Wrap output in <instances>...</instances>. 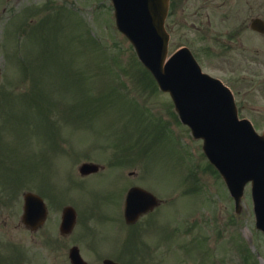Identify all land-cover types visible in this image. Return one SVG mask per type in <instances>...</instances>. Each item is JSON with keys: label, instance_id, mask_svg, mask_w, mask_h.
Segmentation results:
<instances>
[{"label": "rangeland", "instance_id": "rangeland-1", "mask_svg": "<svg viewBox=\"0 0 264 264\" xmlns=\"http://www.w3.org/2000/svg\"><path fill=\"white\" fill-rule=\"evenodd\" d=\"M173 7L169 53L186 47L198 54L193 0H174ZM219 49L202 54V69L233 88L239 114L260 134L264 52L237 50L228 60ZM83 162L103 169L80 177ZM2 165L0 189L15 182L10 196L0 190L5 264H67L72 243L88 264H264L249 187L236 213L202 141L116 30L110 0H0ZM131 186L163 204L141 217L129 241L122 207ZM19 187L43 193L53 209V223L39 234L19 226ZM72 204L79 215L72 238L52 248L43 237L53 228L57 235L61 208Z\"/></svg>", "mask_w": 264, "mask_h": 264}, {"label": "water", "instance_id": "water-1", "mask_svg": "<svg viewBox=\"0 0 264 264\" xmlns=\"http://www.w3.org/2000/svg\"><path fill=\"white\" fill-rule=\"evenodd\" d=\"M112 3L117 29L133 45L160 89L169 93L182 123L190 128L195 139L203 140V151L223 177L236 207L244 186L251 183L256 227L264 232V134L258 135L248 120L238 119L230 91L220 81L203 74L187 48L167 59L169 36L164 21L169 0ZM95 171L94 164H82L79 168L82 175ZM33 199L36 197L32 194L24 196L22 221L29 226L40 214L33 209ZM154 205L156 200L151 194L132 188L127 196L126 221L133 222ZM64 219L63 229L70 230L74 221L71 208L64 210ZM70 257L72 264H85L74 250ZM103 264L117 263L104 260Z\"/></svg>", "mask_w": 264, "mask_h": 264}, {"label": "flooded vegetation", "instance_id": "flooded-vegetation-1", "mask_svg": "<svg viewBox=\"0 0 264 264\" xmlns=\"http://www.w3.org/2000/svg\"><path fill=\"white\" fill-rule=\"evenodd\" d=\"M203 40H206L207 49L210 51L213 48L219 49L218 47H221L219 50H221L224 57L228 56V60L234 54L233 51L237 50L252 51L256 54L264 52V0H193V48L199 47L198 54L195 53L194 49L193 53L198 59H202L203 53L206 57L208 55L207 49L206 52L200 49V42L203 43ZM219 69V67L215 68L214 71ZM238 108L240 109L239 105ZM160 204L152 212L160 208ZM48 207L50 206L47 204L48 214L45 223L38 227L37 230L32 231V235L39 234L44 230L45 226L53 223L49 214L50 212L52 213L53 209L50 207L49 210ZM62 209L60 211V221ZM77 218L78 216L76 215L75 228L78 223ZM141 220L139 217L134 224L126 225L129 230V241L132 229L137 227ZM59 225L60 222H57V235H55L53 228L52 234H45L43 237L44 240L46 238V242L52 248L57 245V240L71 239L75 230L74 228L69 234H62L59 230ZM72 247H77L81 254L80 246L72 243L71 246L67 247V264H70L68 256ZM131 249L132 243L129 245V251Z\"/></svg>", "mask_w": 264, "mask_h": 264}]
</instances>
